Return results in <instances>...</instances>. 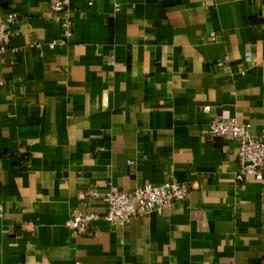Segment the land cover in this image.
<instances>
[{"label": "crops", "instance_id": "crops-1", "mask_svg": "<svg viewBox=\"0 0 264 264\" xmlns=\"http://www.w3.org/2000/svg\"><path fill=\"white\" fill-rule=\"evenodd\" d=\"M65 10L67 39L48 0H0L17 15L0 56V264H260L264 178L236 180L237 140L203 130L217 114L264 140V0ZM165 181L186 198L66 226L73 208L102 212L110 185Z\"/></svg>", "mask_w": 264, "mask_h": 264}, {"label": "built area", "instance_id": "built-area-1", "mask_svg": "<svg viewBox=\"0 0 264 264\" xmlns=\"http://www.w3.org/2000/svg\"><path fill=\"white\" fill-rule=\"evenodd\" d=\"M72 0H48V9L51 17L57 20L62 28L63 36L67 39L72 33V20L65 10ZM114 9L118 8V0H111ZM91 2V0H89ZM13 11L0 15V56L5 50L12 30L11 26L16 21ZM213 36V32L210 33ZM50 45H53L51 42ZM3 81L0 79V85ZM209 110V105L204 106ZM203 133L207 137L234 138L237 140V164L235 178L238 181L245 178L262 180L264 178V140L251 136L248 124L239 122L233 117L214 115L208 122ZM189 185L173 181L160 184H142L130 191L118 190L110 185L108 192L103 196L105 208L102 212L94 210H79L73 208L66 220V226L73 234L83 233L88 223L93 220L103 219L113 225H123L129 219L154 211H160L170 204L186 198ZM90 194H95L90 190ZM3 206L0 203V215ZM264 264V259L260 262Z\"/></svg>", "mask_w": 264, "mask_h": 264}]
</instances>
